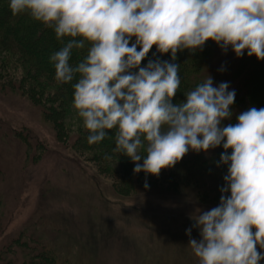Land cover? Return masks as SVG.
Instances as JSON below:
<instances>
[{"label": "clouds", "instance_id": "1", "mask_svg": "<svg viewBox=\"0 0 264 264\" xmlns=\"http://www.w3.org/2000/svg\"><path fill=\"white\" fill-rule=\"evenodd\" d=\"M8 8L41 22L61 41L49 61L55 80L71 84L89 145L113 130V151L133 162V173L152 175L189 150L223 149L216 162L226 165L219 202L194 210L191 227L199 239L186 228L187 245L198 264H260L264 107L222 123L232 118L235 90L228 82L214 86L210 75L174 102L180 76L173 61L178 51L202 50L207 40L236 57L264 59V0H8ZM153 45L156 58L141 66ZM74 50H83L76 61Z\"/></svg>", "mask_w": 264, "mask_h": 264}, {"label": "rangeland", "instance_id": "2", "mask_svg": "<svg viewBox=\"0 0 264 264\" xmlns=\"http://www.w3.org/2000/svg\"><path fill=\"white\" fill-rule=\"evenodd\" d=\"M233 57L230 48H218L210 69L216 72L215 85L228 82L236 94L238 57ZM18 78L6 74L0 85ZM16 92L0 86V251H8L19 235L31 240L39 233L57 251H66L73 264H198L179 225L188 221L160 219L168 212L192 215L194 207L183 194L115 193L114 176L89 159L90 151L73 145L77 131L84 128L73 105L62 117L64 138ZM9 128L21 133L11 137ZM66 220L71 226L61 233ZM188 224L191 237L199 239L198 229ZM28 248L21 246L17 252L25 256Z\"/></svg>", "mask_w": 264, "mask_h": 264}, {"label": "trees", "instance_id": "3", "mask_svg": "<svg viewBox=\"0 0 264 264\" xmlns=\"http://www.w3.org/2000/svg\"><path fill=\"white\" fill-rule=\"evenodd\" d=\"M64 40L66 42L67 38ZM61 46V41L56 39L51 29L45 27L41 22L33 20L26 13L13 15L8 8V0H0V69H3L0 81L6 80V74L8 77H19L16 81H8V85L0 86L8 88L12 92L17 91L16 93L26 98L31 105L39 109L44 122L48 121L47 123L56 136L65 138L67 133L62 117L72 105V88L70 83L61 84L55 80L54 69L49 61L50 54ZM218 48L216 43L207 40L202 50L190 52L188 49H184L177 52L176 61L173 62L179 64L180 85L173 98L174 102L182 100L183 93L203 82L207 75L212 77L215 86L216 72H211L210 66ZM153 52H155V45L141 61V66L146 63L147 59L156 58L152 55ZM82 55L83 50H74L71 59L76 61ZM156 56L161 59H169L168 53L157 52ZM235 57L234 55L233 61H235ZM238 58L236 71L237 80L239 79L238 91L230 106L233 115L230 121H222L224 124L234 123L235 115L249 107H264V59L258 60L254 55H242ZM11 129L9 128V130ZM20 129H12L11 137H17L21 133ZM87 135L88 132L85 128L78 130L73 145L81 148L82 152L90 151L89 159L98 165H104L103 173L114 176L111 188L115 193L129 194L143 190L162 194H183L187 198L188 205L191 208L194 207V210L197 207L201 210H208L218 204L221 195L219 187L223 186L222 176L226 173V165L217 166L216 163L219 154L223 151L221 147L217 146L207 152L189 150L173 166L162 168L158 175H152L143 171L133 173V162L127 156L113 151L115 147L113 130H109L108 137L101 142L91 145L86 142ZM37 142L42 143L41 141ZM39 143L40 147L42 144ZM26 151L28 152L27 148L25 153ZM67 159L69 162H74L70 158ZM145 181L148 185L147 188L144 187ZM194 210L191 211L194 212ZM181 217H183L182 222L194 223L190 217L173 212H168L167 215L163 214L160 219L177 223ZM188 222L183 223L184 225L179 224L182 230L190 227ZM64 225L66 226L64 227ZM70 226L67 220L66 223H61V233H66V229ZM21 234L23 235V233ZM19 236L12 240L8 251H0V264H73L66 251L60 249L61 253L51 246L50 242L42 241L39 238V233L38 236L29 237L31 240ZM2 246L4 247L6 244ZM21 246L29 247L25 251V256L17 252ZM84 249L86 253L89 252L88 247Z\"/></svg>", "mask_w": 264, "mask_h": 264}]
</instances>
